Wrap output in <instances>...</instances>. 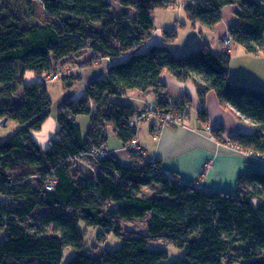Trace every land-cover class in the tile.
<instances>
[{
	"label": "trees",
	"instance_id": "1",
	"mask_svg": "<svg viewBox=\"0 0 264 264\" xmlns=\"http://www.w3.org/2000/svg\"><path fill=\"white\" fill-rule=\"evenodd\" d=\"M112 1L0 0V120L22 125L0 142V231L7 230L0 264H60L67 248L75 254L66 264H264V171L241 174L238 189L223 192L181 181L177 173H166L160 160L147 161L139 149H126L127 161L112 151L96 155L106 150L110 127L125 148L138 138L130 120L140 110L112 100L113 95L154 91L160 109L173 106L185 119L192 99L165 97L169 91L162 74L167 71L194 83L203 124L209 121L206 100L212 91L240 122L249 118L250 131L227 135L223 125L210 131L221 142L229 138L264 158V89L230 78L234 45L250 54L264 52V0H192L189 18L202 34L222 20L227 5L237 7V21L227 32L230 49L224 39L222 48L213 49L202 37L197 49L183 55L172 51L177 26L164 31L161 43L141 48L153 37L154 9L175 0H119L117 12ZM105 58L110 60L107 75L58 106L59 130L44 150L32 133L50 116L46 78L57 74L64 83L79 81L72 68ZM28 70L43 78L26 82ZM79 114L91 117L87 135ZM89 156L95 165L74 169V161ZM149 187L154 192L148 193ZM143 218L149 219L144 235L122 234L124 220ZM81 221L100 226L99 238L121 236V245L86 247ZM160 240L183 248L184 256L164 262L168 251L150 247Z\"/></svg>",
	"mask_w": 264,
	"mask_h": 264
},
{
	"label": "crops",
	"instance_id": "2",
	"mask_svg": "<svg viewBox=\"0 0 264 264\" xmlns=\"http://www.w3.org/2000/svg\"><path fill=\"white\" fill-rule=\"evenodd\" d=\"M231 25L226 26L222 34L215 35L217 42L214 43V47L212 46L213 49L223 47L222 40ZM249 56H258L263 59L259 54H250L246 50L233 53L230 64L231 81L253 84L252 80L255 79L258 82L256 86L264 89V74H258L260 70L257 71L256 67H252L248 60ZM109 66L110 60L105 58L101 64L78 69L76 67L75 69L80 76V84L86 89L94 78L106 76ZM241 77L249 80H243ZM162 79L167 84L169 91L165 97L180 99L182 96L189 95L192 99V107L199 111L201 105L198 92L191 80L181 82L167 71L162 74ZM174 94L177 95L174 96ZM157 100L158 96L151 104ZM206 107L209 115L207 125L201 122L198 112L197 117L188 121L189 112L185 117L186 124L179 127L160 125L157 119H151L149 126L139 127L137 138L140 144L139 150L147 161L160 160L166 173H177L178 178L185 183H193L207 190L235 192L239 187L238 181L241 174L264 171V158L249 157L236 150L238 146L232 144L229 138L226 142H221L211 131L207 130L208 125H211L212 129L217 125H223L227 135L236 134L242 130H251V127L245 122H240L231 110L220 105L214 91L208 94ZM136 108L138 109V107ZM140 128L143 129L140 130ZM121 148L116 145L111 151L116 153L115 151L121 150ZM123 150L125 155L123 161H127L129 155L124 146L122 152ZM89 166L91 168V165Z\"/></svg>",
	"mask_w": 264,
	"mask_h": 264
},
{
	"label": "rangeland",
	"instance_id": "3",
	"mask_svg": "<svg viewBox=\"0 0 264 264\" xmlns=\"http://www.w3.org/2000/svg\"><path fill=\"white\" fill-rule=\"evenodd\" d=\"M192 0H175L169 7H156L154 9V22H155V30L153 32V37L148 39L146 43L141 46V48L148 47L153 42L161 43L164 37V31L168 29H172L174 27H178V37L171 43L172 51L174 54L183 55L188 52L194 51L200 46L201 38L203 37L206 41H208L213 47L214 43L217 42L215 35L222 34L225 27L231 25L237 21V15L234 10H236L235 5H227L221 9L222 20L212 29L205 28L203 30V34L201 28H195L193 24H191V20L189 18V14L187 11V5L191 4ZM113 11L117 12L120 9V1L113 0ZM264 6V2H263ZM132 15L135 14L133 8L130 9ZM227 34H225L226 36ZM224 36V38H225ZM232 53H236L237 51H244L245 48L242 45H234ZM255 55V54H254ZM258 55V54H257ZM263 57L261 59L258 56H249L248 60L251 63L252 67L260 70L258 74H264V52L259 54ZM259 60H258V59ZM243 61V59H241ZM245 61V60H244ZM101 64V63H98ZM95 64V65H98ZM76 68V67H75ZM72 68L75 73H77L76 69ZM82 68V67H81ZM71 69V70H72ZM78 69V68H77ZM59 70V69H58ZM68 73H72L68 71ZM67 78L70 79L69 74H66ZM58 79L53 80L51 76L46 78L49 94L52 98V106L50 110V116L44 123V126L40 130L33 131L32 135L36 142L44 149H48L51 144V138L56 136L57 131L59 130V123L57 120V108L63 102L64 99L70 97H79L86 93V89L80 84L79 81L71 79L70 82H63L62 79L59 80L60 75H58ZM261 76V75H260ZM42 74H37L34 71L28 70L25 74L26 82H33L39 79H42ZM64 78V77H62ZM243 80H249L247 78H242ZM253 84L249 83L247 85L256 86L258 82L253 79ZM249 82V81H245ZM72 84V85H71ZM244 84V83H239ZM177 94H174L176 96ZM112 100L129 102L133 106L138 107L139 110L143 111L148 106L150 107L153 100H156L157 95L154 91L143 92L139 89H130L125 94L118 96H111ZM148 105V106H147ZM197 110L195 108L190 109V119H194L197 117ZM152 117L151 119H153ZM245 118V117H244ZM147 120L141 123L140 127L149 126L150 120ZM77 120L82 125V130L84 135H87L89 128L91 127V117L89 114H79L77 116ZM245 122L249 123V118L244 119ZM187 122V119L186 121ZM186 124V123H185ZM146 125V126H144ZM22 125L14 120L9 122H5L0 120V142L10 135L18 132L21 129ZM143 128H140L142 130ZM108 143L106 145V150L108 153H111L113 146H118L123 148L122 140L117 136L113 127L108 128ZM140 133V132H139ZM117 142V143H116ZM116 150L115 154L120 160L125 159L124 150ZM83 161V162H80ZM89 165H95V161L90 156L87 158H82V160L74 161L73 167L76 170H87L90 168ZM262 171V170H259ZM148 193L154 192L150 187L147 190ZM1 199V198H0ZM149 224L148 218L143 219H128L124 220L122 223V234H136V235H144L147 232ZM80 228L84 234L86 247L92 248L97 247L99 249H109L114 250L118 248L122 243V237L116 235L114 233H109L106 236H102L99 238V232L102 230L100 226L87 225L85 222H80ZM7 230L0 231V241L5 237ZM150 247L157 249H165L168 251V259L165 261H170L171 259L181 258L184 256V249L176 247L170 243H167L164 240L160 241H151ZM75 254L74 250L71 248H67L64 251V256L60 262V264H66L71 257ZM226 264H241L238 260H233L230 262H226Z\"/></svg>",
	"mask_w": 264,
	"mask_h": 264
},
{
	"label": "built area",
	"instance_id": "4",
	"mask_svg": "<svg viewBox=\"0 0 264 264\" xmlns=\"http://www.w3.org/2000/svg\"><path fill=\"white\" fill-rule=\"evenodd\" d=\"M231 45H232V38L226 35L224 38V47L230 49ZM58 77L59 76L57 74H53L51 76L53 80L58 79ZM152 117L157 119L159 123L163 122L164 125L169 124V125H173L174 127L185 125V119L173 106L169 107L167 110H164V109H160L159 105H157L156 103H153L150 107L148 106L143 111L140 110L139 113H136L134 117L130 120V124L138 127L139 130L141 123L151 119ZM211 128H212L211 125L207 126V130L210 131ZM129 148L140 149V144L137 138L132 139L131 143L125 149L128 150ZM237 148L236 150H239L240 152L244 153L249 157H252L254 159H263L259 153H256L254 151L242 147H237ZM94 154L96 153L94 152ZM107 154L109 153L103 149L98 151L96 155L103 157Z\"/></svg>",
	"mask_w": 264,
	"mask_h": 264
}]
</instances>
